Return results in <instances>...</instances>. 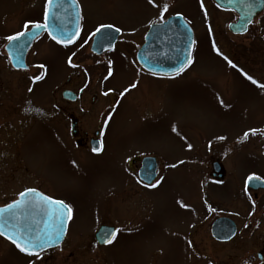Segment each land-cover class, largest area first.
<instances>
[{"label": "rangeland", "instance_id": "374dc122", "mask_svg": "<svg viewBox=\"0 0 264 264\" xmlns=\"http://www.w3.org/2000/svg\"><path fill=\"white\" fill-rule=\"evenodd\" d=\"M38 1L39 5L28 11L32 17L43 10V0ZM77 1L82 11L80 36L87 42L88 54L92 36L100 25L110 24L122 31L125 42H120L118 50L111 53L113 74L106 87L124 94L106 113L94 112L87 117L89 124L102 120L103 150L100 154L78 150L66 133L55 130L51 138H46L43 126L30 129L28 137H24L23 148L27 169L19 182L24 186L43 184L42 188L50 195L70 205L74 235L90 232L101 222L124 223L123 226L129 228L127 217L133 215L121 204L122 186L134 179L128 161L136 155L154 156L162 170V182L147 192L148 206L134 214L143 222L130 230L125 229L128 233L120 237L119 243L88 256L90 262H225L224 254L216 252L218 247L210 235V224L220 207L227 211V199L234 194L238 198H234L232 206L236 210L241 208L240 200L246 192L249 176L264 180V43H260L256 29L246 36L231 35L228 24L235 19L233 15L211 13L213 8L201 7L190 0L172 8L169 6L162 14L180 12L196 31L190 65L179 75H150L140 70L135 60L140 45L137 33L149 18L154 20L162 11L148 0ZM19 4V0H0V88L32 86L47 92L48 88L62 84L67 76L65 57L69 51L42 40L32 52L29 70L14 72L4 46L6 37L15 33L5 26L10 19L4 16L8 12L15 13ZM257 23L264 24V13L254 25ZM212 24L220 25L218 29H227V37L222 30L209 32ZM108 57L98 61L87 59L86 66L91 73L85 85L99 87L108 72L109 65H104ZM229 60L235 67L228 63ZM72 64L79 63L73 59ZM40 67H44L45 74L33 81L41 73ZM248 76L257 83L253 84ZM132 84L136 86L130 87ZM32 98L37 102V98ZM39 103H43L42 100ZM89 129L95 131L96 126ZM250 129L256 132L253 134ZM26 132L25 129L24 134ZM246 132L249 133L247 137ZM217 160L226 170V179L219 184L211 182L208 175L212 172V163ZM204 197L213 208V215L204 214L207 209ZM10 198L13 197L5 199L0 195V205ZM123 216L126 218L122 219ZM243 231L245 234L246 228ZM257 250L254 240L247 239L245 250L237 258H252L256 263ZM71 251L76 253L72 260L81 258L79 250L76 252L69 247L63 252L65 257ZM63 259L64 256L57 255L53 262L60 264ZM32 262V256L0 238V264ZM41 263L46 262L42 260Z\"/></svg>", "mask_w": 264, "mask_h": 264}, {"label": "flooded vegetation", "instance_id": "af4514ba", "mask_svg": "<svg viewBox=\"0 0 264 264\" xmlns=\"http://www.w3.org/2000/svg\"><path fill=\"white\" fill-rule=\"evenodd\" d=\"M19 1L21 7L19 4L18 9L15 13L8 12L4 16L5 18L10 19V22L4 23L6 27H9L10 31L14 33L24 31L23 26L28 21L40 23L44 22V13L45 10L48 9L47 0L42 1L43 10L40 14H37L34 17H32L28 13V11L33 10L36 5H39V1ZM187 2H190V0H153L152 4L158 10L162 11L164 4H167L168 7L170 6L172 8V6L186 4ZM191 2H196L198 5L201 6V0H191ZM203 7H207L210 9L213 8L211 13L217 11L225 15H227V13L233 15L235 19L232 22L236 21L238 18L237 12L229 9L220 8L215 3V0H203ZM180 14V12H175L168 16L157 15L155 16L154 20H151V18H149L145 22L144 28L141 31H138L137 33V35H140L139 40H137V44H140L137 48V52L145 44L146 37L149 31L151 30L152 26L161 24L165 22L169 17ZM136 16L137 15H134V17ZM137 18H139V16H137ZM12 19H15L17 22L13 23L11 21ZM229 25L230 23L228 24V27ZM61 26L65 27V25ZM81 26L82 11L79 34L71 43L67 44V46L62 43H57L55 40L49 37L46 32L39 35L33 41L31 47L27 51L25 57L27 65L26 69H15L14 67H12L9 57L6 53V57L9 61L12 70L16 73H22L29 70V61L31 59L32 52L36 49V47L40 44L42 40H46L49 44H52L54 47L62 48L63 50L69 51V55L65 57L67 58L65 63V74L67 76H65V78L62 80L63 83L61 82L62 84L58 85L57 87H50L48 88V90L46 89L47 92H44V90H40L32 86L26 87L24 89H19L16 87L0 88V195H2L5 199L9 196L13 197L9 199L10 201L8 200L9 202L7 201V203L2 204L0 206H7L13 201L18 200L20 198L19 193L25 191L28 188H34L38 192H41L45 196L51 197L54 200L64 201L59 197L50 195L45 189L42 188L43 184L35 186H24V184L19 182V177L22 176L23 172L27 169L23 157V148L24 137H28L30 129H36L37 127L41 128L43 126L46 129V138H51L53 133H55V130L66 133L74 147H76L80 151L89 152L90 154H100L103 150V125L101 123L102 120L99 119L97 120V122L92 121L91 124H89L87 117L92 115L94 112L103 114L106 113L109 108L117 105L116 103H118V100L122 95L120 93L117 94V90L106 87L107 83L111 80V76L108 75V72L104 74L105 77H103V80L100 82L101 84H99L98 88L88 87L84 84V82L89 79V73H91L86 66L87 59L91 58L95 61H98L103 60L104 58L109 56V61L104 64L106 66L109 65V69V67H112L111 64L113 61V56L111 53H114L116 50H118L117 47L120 42L124 43L125 41L122 39L123 33L121 31V35L119 36L113 50L107 51L99 55L92 52L91 50V44L93 39L92 36L89 47L90 54H88L87 42L82 41V38L80 36ZM100 26L98 28H100ZM211 26L212 29H210L209 32L213 33L212 31L216 30L218 33L222 30L224 36L227 37V29L225 30L222 28H216L220 25L212 24ZM32 28L34 27L29 24L28 31ZM252 29H256V36L258 37L260 43H264V24L257 23V25L255 26L253 22L251 26H249L247 34H249ZM229 33L231 34V32ZM194 34L196 42L195 30ZM217 42L220 44L219 40H217ZM7 43H9L8 40L6 41V44ZM137 52L135 53V60L139 69L145 73H148L138 63ZM72 53H74V55H72ZM69 56L72 57V63L73 59H77L79 64L77 66L70 65L68 63ZM97 64H99V62ZM40 68L41 73L38 75L37 78H33V81H37L36 79L40 80V77L44 76V67ZM148 74L154 75L151 73ZM38 91H43V93H39ZM32 97L37 98V102H34L32 100ZM39 100H42L43 103L40 104ZM95 126L96 130L91 132L89 128H95ZM25 129L27 130V132L24 134ZM97 147H101V150L98 153L93 152L92 149ZM146 156L150 155H136L129 159L128 169L130 173L134 176V179L132 181H129L128 183H125L122 186L123 198L121 199V204L124 209L126 208V211L128 213L131 212L133 215V217H127L128 220L126 224L129 228H134V225H140L143 222L140 219H136L134 214L140 209L146 208L148 206V199H146L147 192L153 190L162 182V170L160 168L159 162L156 170H153L151 165H145L144 158ZM214 163H219L221 165L219 167V170H217L216 172L215 166H213ZM212 167H214L212 168V172L208 174L210 181L218 184L222 183L226 179V170L222 166L220 160L214 161L212 163ZM142 172L150 174V178L152 177V175H154V180L148 183L141 176ZM152 185L155 186L153 187ZM245 187L246 192L245 194H242L240 200L243 204L241 205V208L239 210L233 208L232 203L235 202L234 198H238V195L235 196L234 194L233 198L227 199V211H223V208L220 207L216 212L217 216H215L214 220L210 224V235L212 236L218 247V249L216 248V252H222L224 254L222 259L225 260V262L221 261V257H219V255L217 254V257L220 260L219 264L264 263V220L262 219V217H264V188L249 186L247 184V181ZM204 203L205 207H207V209L203 211L204 214L213 215V208L210 206V203L206 199V197H204ZM205 217L208 218L207 216ZM124 218L126 217L123 216L122 219ZM219 219H226V221H228V223H226L222 227V229H227V237L229 235L228 231H230L232 228V223L235 225V234L233 237L227 240H219L213 236L211 231L212 226L215 221ZM72 222L73 218L69 220L67 224L64 241L57 247L49 248L43 252H40L39 258H37L36 256H32L34 259V262H32V264H59L53 262L54 258L57 255L64 256V259L60 264H94L90 262V257L88 256H91L93 253H102L104 252L105 248L114 245L115 243H119L120 237L128 233L125 231V229L130 230L126 226H123L124 223L114 224L110 222H101L100 224H97L96 227L90 232H82L81 234L74 235L71 232ZM243 223L245 224L244 227L242 226ZM105 226L112 227L113 231L119 230L116 232V237L112 244H101L98 241L97 235L100 229ZM245 228L247 232L243 234V229L245 230ZM71 234L74 236H72ZM0 238L4 239V241H8L4 236H0ZM72 238H74V240H72ZM70 239L72 241H70L69 245ZM247 239L254 240V244L258 248L255 254L257 259L256 263L253 262L252 258L251 260H248L245 257L240 260L237 258V256L245 250ZM67 247L71 248L72 250H75L76 252L77 250H79V255L81 256V258L72 260V258L76 254L73 251L68 254V257H65V253L63 252L67 250ZM82 256L84 258H82ZM42 260H44L46 263H41Z\"/></svg>", "mask_w": 264, "mask_h": 264}, {"label": "water", "instance_id": "95a60500", "mask_svg": "<svg viewBox=\"0 0 264 264\" xmlns=\"http://www.w3.org/2000/svg\"><path fill=\"white\" fill-rule=\"evenodd\" d=\"M215 1L221 7L235 10L239 14L237 22L230 25L231 31L235 34L246 33L251 22L264 10V0ZM48 12V30H37L34 27L24 37L7 45L6 50L14 68H27L25 62L27 51L33 41L43 32L48 34L52 32L61 40H67L71 37L72 41L78 35L81 24V12L76 0H53L48 7ZM61 25H65V27ZM115 29L114 27L102 28L97 32L91 50L94 53L102 54L107 50L113 49L120 35V31L117 32ZM34 33L36 35H33ZM193 47V30L181 15H177L162 24L152 26L146 37L145 44L137 53V61L143 69L150 73L172 76L183 71L189 64ZM182 65L183 67H181ZM144 163L145 165H151L153 169L157 166L155 159L150 157L145 158ZM217 170H219V164H215V171ZM141 176L148 183L154 180V175L150 178L151 175L145 172H142ZM247 184L257 188H264V181L261 180H248ZM27 199L31 201L28 207L13 209L10 213L5 212L3 214V219L7 221L3 230L8 234L22 230L25 236L28 237L45 231L52 232L57 227H62L64 231L58 243L45 248L43 251L60 245L65 238L69 220L65 217L64 223L61 225L60 221L49 213V207L41 202L38 195H30ZM226 223H228L226 219H219L213 224L212 234L215 238L227 240L234 236L235 225L232 223V228L228 231L229 235L227 237V229H222ZM112 231L113 228L110 227L101 228L97 235L98 241L101 244H107L102 240V233Z\"/></svg>", "mask_w": 264, "mask_h": 264}, {"label": "snow or ice", "instance_id": "6c2138e0", "mask_svg": "<svg viewBox=\"0 0 264 264\" xmlns=\"http://www.w3.org/2000/svg\"><path fill=\"white\" fill-rule=\"evenodd\" d=\"M47 2H48V5H51L53 0H47ZM148 2L150 4H152L153 0H148ZM201 7H203V0H201ZM167 10H168V5L164 4L161 15L163 14V12H166ZM205 15H207L206 12H205ZM48 20H49V12L46 9L45 13H44V22L43 23L28 21L23 26L24 31L17 32L14 35H9L6 37V39L10 43L18 41L19 39H21L22 37H24L27 34L29 24H31L37 30H40V29L48 30L49 29ZM249 22H251V21H249ZM111 27H113V26L112 25H101L100 28L97 29V32H99L102 28H111ZM61 31H63V30H61ZM115 31L119 32L120 29L116 28ZM33 35H36V34L34 33ZM49 35L57 43H62L65 46H67V44L72 42L71 37H69L67 40H61L56 35H54L52 32H49ZM214 47H215V45H214ZM225 59L227 60V57H225ZM68 63L72 66H75L72 64V57L71 56L68 57ZM228 63L231 66L235 67V65L232 64V61L229 60ZM181 67H183V65ZM112 74H113L112 69H111V67H109L108 75L111 76ZM247 78L250 81H252L253 84L257 83V81H255L251 76H248ZM135 86H136L135 84H132L130 87H135ZM262 87H264V85H262ZM124 91L127 92L128 89H125ZM123 94L124 93L122 92L121 95H123ZM173 130L175 131V129H173ZM249 131L254 134L256 132V129H250ZM248 134L249 133L246 132L244 135L247 137ZM101 147L93 148L92 151L98 153L101 150ZM189 147H191V145H189ZM253 179L260 180V177H258V176H249L248 177L249 181H252ZM152 186L154 187L155 185H152ZM30 195H32V196L38 195L40 197L41 202L44 205H47L49 207V213L51 215H54L60 221L61 225H63L65 217L68 220H71L73 218L72 217L73 209L70 205L66 204L64 201L54 200L53 198L45 196L42 193H38L37 190L34 188H28L25 191L19 193V196H20L19 200L13 201L12 203L8 204L5 208H0V236H4L8 240H10V242L13 245H15V247L17 249H19L20 252L25 253V254L30 255V256H36L37 258H39L41 251H43L47 247H50V246L58 243L61 236L63 235L64 230L62 227H57L56 230L52 231V232L45 231V232L39 233L35 236H28V237L25 236L24 231H22V230H17L16 232H13L12 234H8L3 230L5 227V224H7V221H5L3 219V214L5 212L10 213L13 209H18L21 207H28L29 204L31 203V201H29L27 198ZM184 206L186 207V205H184ZM117 231H119V230L102 233L103 242L107 243V244H112L113 241L115 240Z\"/></svg>", "mask_w": 264, "mask_h": 264}]
</instances>
